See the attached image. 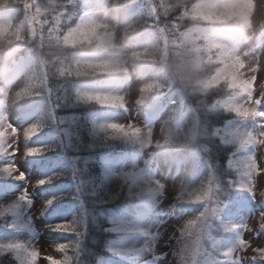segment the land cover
Instances as JSON below:
<instances>
[{
    "label": "rangeland",
    "instance_id": "374dc122",
    "mask_svg": "<svg viewBox=\"0 0 264 264\" xmlns=\"http://www.w3.org/2000/svg\"><path fill=\"white\" fill-rule=\"evenodd\" d=\"M113 1L87 0V9L90 13L89 17H85L86 21L83 27L79 28L82 31L81 34H74L73 31L69 33L66 39L65 36L59 34L58 30H50L47 35L52 39L46 40L45 36L41 37L39 35L37 36L39 39L28 38L27 41L32 44L35 50L38 49V44L41 45L38 55H44L45 50L54 51V48L57 47L71 49L88 45L87 47L92 49V45L97 42L109 49L108 53L102 55L101 59L103 61L98 64L80 62L76 59H54L50 64L55 70L50 74L59 82L57 92L67 97H69L71 92L78 96L73 89L77 82L82 85L83 81L91 82L94 79L90 77L91 71L102 70L108 66L111 68V73L118 78V84L106 90L109 97L113 99L112 103L117 107V111L110 116L111 120L109 121L114 128L102 132L96 127H92L97 129L96 131H99V133L109 134L114 130L120 132L123 136L132 135L131 133H133L134 139L140 142L141 155L134 161L128 160L124 165L118 162L114 166H110L106 171L101 170L100 173L109 179L111 185L106 184L105 187L110 193H116L114 188L122 185L125 178L132 177L134 178L132 186L136 185L135 181L142 182L144 185L142 189L149 187L156 195L151 213L142 220L135 219L131 222L130 231L136 232L137 236L124 239L120 244L122 249L136 253L132 258L136 259L137 262H145L144 264H186L184 254L193 256L196 253V250L192 251L193 244L191 241L194 233L199 229V225H196L197 213L193 210H188L183 216H172V210L175 213L180 212L181 207L185 206L192 196L191 191L196 190L200 179H190L196 169L193 167L195 164L189 159L185 165H182L181 171L171 178V172H168L167 168L170 160L163 159L160 155L161 146L165 147L168 142L178 140V137H180V128L176 125V111L170 106L153 123L146 122L143 119L145 116V105L153 103L155 94L160 87L162 88L160 85H154L151 75L138 79L134 77L139 68H142L138 65L147 62L143 58L148 56V52H150L153 55L151 60L153 62L154 59L156 60L158 56H161L163 65L167 64L171 69L175 70V68L183 64V66L188 67L189 71L194 70L197 74L200 73L192 79L182 77L184 84L191 90L206 91L210 85L216 84L219 79L226 75L231 78L232 85H236L238 81L246 84L244 95L230 105L236 110V114L243 116V120L235 122L227 127L225 131L220 130L221 123L218 127L216 120L211 123L214 124L210 127L211 130L204 131L208 137L219 136L228 147L232 146L231 143H233L237 148L236 153L240 152L243 154L240 158L236 157V160L243 165L244 172L247 169L248 173H250V178L246 181V184L251 194V209L240 212L227 223L222 224L220 215L229 207L236 196V194L228 195L227 193H231L236 189L244 194L245 189L240 170H231L230 164L226 176L224 172L220 175L223 180H220L221 182L217 180L219 188L214 191L218 197L213 200V205L209 206L218 224L215 229L216 235L211 234L207 236V239L210 242V246L216 248L225 232L229 233L232 231L234 240L229 246L231 248V258L226 262L212 261L208 263L264 264V215H261V212L264 211V0H235L234 2L231 0H172V2L159 0L165 16L170 18L172 14L170 19L179 21L175 24L172 23V25L165 23L156 24V29L158 32L162 31L163 38L162 42L156 41L158 44H155L152 49L151 45L146 42L135 45L130 41L137 32L129 33L128 29H125L128 24H126L124 17L116 16V10L113 8H122L128 2L118 4V2ZM51 2V7L40 10L38 14L54 13L56 8H60L61 14L66 16L69 11L68 8H71L73 4L72 0H66L63 8L62 6H55L58 3L57 0H51ZM243 3L246 4L248 11L251 8V12L248 14L249 17L245 25L242 26L240 34L234 35L228 40L213 42V46L221 50L219 58H222L225 64L229 62L228 67L219 74V71H222L221 68L216 69V72L212 71L211 66L215 67L212 62H207L206 58L202 59L204 30L220 24L225 8L238 7V5ZM34 5L37 9L41 8L37 2ZM74 10L78 12L76 4L74 5ZM142 14H144V11ZM210 14L214 15V17L212 18ZM138 16H135V19ZM239 16L244 17L245 14L242 13ZM72 18L73 14H70L68 19L72 20ZM196 19L199 22L197 27L191 24L185 28L181 27L183 20L197 21ZM3 20L0 19V37L5 36L4 41L9 42L13 40L10 33L12 28L6 25L7 21L5 19ZM179 22L180 24H178ZM258 34L262 35L261 45L258 49H254L253 43ZM87 35L94 36L97 40L88 41ZM82 36L86 38L80 41ZM65 39L69 41L68 44H65ZM186 46L190 48L188 53L184 51L185 53L182 54L178 49L176 50V48L183 47L185 50L187 49ZM230 53L231 56L229 57ZM203 64L205 65L203 66ZM125 69H128V73H131L129 74L130 79H124L127 77V74L123 73ZM215 75L220 77L214 79ZM206 78H211V80ZM68 79L71 85L66 83ZM175 81L179 80L175 79ZM26 85L27 78L25 74H22L15 83H6L4 77L0 76L1 106L9 121L21 129L18 137L21 141V153L24 147H43L44 143H46V141L41 140L39 135L47 131V128H43L39 135H35L38 125L36 123L42 121L52 122V120L56 122L54 115L46 112L47 116L45 117V112L42 113V111L36 119L33 117L24 121L19 116L22 111L31 108L36 103V100L27 104L18 102L20 98H17V96L19 92L25 89ZM179 94L183 97V92ZM72 99L74 103L80 101L78 97ZM58 107H64L67 110L65 113L60 114L57 119L58 124H68V127L64 129L66 133H64L63 139L68 144V148L64 149V153H70L73 160L72 163L76 164V155L84 150L80 147L76 148V145L71 143V139L78 135V131H75L79 126L77 123H80L78 115L72 114L73 111L71 113L68 111L69 108L74 110V104L72 106L56 105V109ZM201 107L211 112H217L215 108L208 105ZM216 115L210 116L208 121H212L211 118L213 116L217 119ZM22 121L24 122L21 123ZM90 122L92 123L91 118ZM71 123L76 125H70ZM190 124L187 130H191V138L186 137L185 140H191L197 134V126H199L197 122L194 123L190 120ZM73 126L77 127L74 128ZM49 128L55 129L56 126L53 124ZM25 132H29L35 137L30 141H24ZM5 133L9 136L12 134L4 118L0 117V134ZM188 135H190V131ZM148 136L150 140H148ZM110 141L112 139L109 138L95 139L90 145L101 144L100 146L106 147L108 144H112ZM252 143H254L253 146L251 145ZM94 147L101 148L99 146ZM0 156V163L12 162V159L7 155L6 147H0ZM157 156L161 160H158ZM166 158H169V156ZM14 159L25 179L17 181L3 176L16 187V190L12 193L4 192L0 194V208L8 209L9 206H12L7 212H15L18 232L0 234V245H23V250L16 249L15 255L22 260L30 258L32 264H99V259H94V256H89L86 252L83 253L77 245V235L78 233L80 234L81 230L76 222L71 223L70 217L49 220L51 218H48V212L51 205L46 206V202L52 200L53 197L51 191H44L43 188L50 186L47 184L37 186V181L45 179V172L39 170L36 164L31 166L32 157L24 159L21 155ZM148 159L155 160L156 163L149 168H145V163ZM84 162L86 163V160ZM76 169L80 173H85L84 170L78 167ZM112 170L114 171L112 172ZM56 171H59V169L57 168ZM96 176L101 177V175ZM141 179L144 181H141ZM131 182L129 181V184ZM80 185L85 188V184L80 183ZM82 188H80V191ZM25 189L27 190V202L18 199L20 195L24 194ZM131 193L125 187V190L121 192L124 195L123 202L127 201L129 204H135L141 200L142 193L130 198ZM114 196L111 195L110 197L113 198ZM120 199L118 198L115 201ZM253 200L255 204L252 203ZM115 201L112 202L117 203ZM98 202L105 201L98 198ZM89 204L90 206L92 205V203ZM162 211L169 213L167 222L163 220L166 217L159 218V214ZM7 212L0 216V227L4 226L5 221L2 222V219L7 216ZM241 221L244 224V229L239 232L238 226ZM25 227L27 232H25ZM123 231L128 232V230ZM88 244L90 245V243ZM114 248L119 249V245H115ZM115 249H113L114 252ZM228 249L224 250L223 253H226ZM107 250V248L104 249V251ZM4 251L6 254H10L12 264L14 262L19 264L12 253H7V249H4ZM37 252L41 257L49 259L37 261ZM102 254L100 252L95 256L99 257ZM74 258L78 261L75 262Z\"/></svg>",
    "mask_w": 264,
    "mask_h": 264
},
{
    "label": "trees",
    "instance_id": "16d2710c",
    "mask_svg": "<svg viewBox=\"0 0 264 264\" xmlns=\"http://www.w3.org/2000/svg\"><path fill=\"white\" fill-rule=\"evenodd\" d=\"M34 1V0H32ZM30 0V2H32ZM58 4H60L63 8L65 5L66 0H57ZM73 1V0H72ZM164 1H170L172 0H164ZM24 0H0V9L8 8L11 11L10 15V22L13 21L14 23H18L19 20L23 23V33L26 37V35L31 34L32 32L35 33V39H39L37 36L46 37V40L52 39L47 34L50 33V30L59 32L60 35L65 36L67 39V36L69 35V29L72 26V21H69L70 19H66L70 15L71 9L68 8V13L66 16H63L61 14L60 8H56L54 11V14L39 17L38 21H34L32 19V16L28 14L24 8L23 4ZM115 2H118V4H121L123 2H128L130 7H140L144 11V17H141L136 24L134 25V32L143 31V32H150L152 34V38H157V42H162L159 37H157V33L153 32V23L155 21L154 18H150L151 11L155 8H159L161 4H159V0H115ZM51 0L49 2L47 0H44V8H49L51 6ZM55 5V6H57ZM161 9V8H160ZM35 10L37 13L39 12V9L36 8ZM248 10L246 9V6L242 4V6L238 7H227L225 8V13L222 14L221 22L219 26H229L232 27L233 24L239 21L240 16L242 13H246ZM172 15V14H171ZM170 15V18H171ZM210 16L213 18L214 15L210 14ZM179 20H172L170 19V23H177ZM68 22V23H67ZM192 22L197 23V21H188L183 20V25L181 27H186L187 25L191 24ZM180 24V22L178 23ZM20 23L16 26H18ZM17 28L12 29L10 31L11 38L13 40L7 42L5 40V36L0 37V57L2 60L6 58V56H9L10 54L14 53L16 51L17 47L24 46L23 52L25 53L27 50V47L25 46L26 43L23 42L24 36L23 33L16 36L18 33ZM80 38V37H79ZM78 38V39H79ZM65 44H68L69 41H66ZM27 40V39H26ZM77 40V39H76ZM85 40L81 37L80 41ZM79 41V40H78ZM156 41L152 43V47L156 44H158ZM41 45L38 44V50H40ZM187 49L184 50L183 48H176L179 52L184 54L185 52H189L190 49L188 46H186ZM150 49V51H151ZM185 51V52H184ZM67 49L62 48H54V51L45 50L44 51V58L46 59V73L43 72L42 76L41 74L37 77H33V80H30L27 85V90L23 95H18L17 98L18 102L21 104H27L31 103L37 99H39L42 94H44L45 98L42 103V108L46 109L51 112V108L47 107L48 101H54L56 100L57 103L68 105L72 103L71 99H66V95H62L61 93L57 92L59 87V82L55 77H53L52 71L53 66L50 64L51 61L54 59H65L67 55ZM160 53V51H159ZM47 54V55H46ZM202 59L206 58L207 62H212L211 69H215L219 63L222 65H225L223 60L219 58L220 55V49L214 48L211 45H202V52H201ZM17 56V55H16ZM153 58V55L148 52V56L144 57L143 60L147 61V66L160 68L158 69L159 72V85L160 87L159 92L160 94L167 99L168 96H172L173 100L175 101V108L177 111H186V114H188V118H190L193 122H197V134L196 137L191 140H185V138H191V130H187L186 126L183 127L181 132L179 133L178 140L171 141L170 145L165 147V151L167 154H183L184 152H189L191 150L199 152L200 156L204 158L202 162H205L208 165V168L203 169L202 171V179L199 182V185L195 191H193L191 194L192 196L189 198L187 202H190L189 204H195V203H201V205H204L205 202L212 203L215 198L218 197L217 193H215L214 190L218 189L217 182H221V174L222 172L226 173L228 171V168L231 164V170L237 171L239 169L236 159L233 158L234 151H236V148L232 145L228 147L226 144L222 142V140L218 136H212L208 137L205 135L204 131L211 130L210 127L214 124V121L217 120V125L219 127V124L223 122L226 119H233L236 115L235 112L230 109L232 106H224V104L228 103L229 99L226 96H231L236 93L238 90L235 85H232V81L229 79L230 77L226 75V77L221 78L219 81L216 82V84H213L208 87L206 91H196L191 90L187 88V86L184 84L182 77H186L189 79L194 78L196 75L200 73H196L194 70L189 71L188 67L183 66V64L180 65V67L171 69L168 67L167 64L162 63L161 56H158V58L154 62L151 61ZM150 60V61H149ZM217 61V62H215ZM153 62V63H151ZM229 64V62H227ZM59 64V63H58ZM57 64V65H58ZM226 64V66H228ZM205 64H203L204 66ZM207 67V66H206ZM51 73V74H50ZM175 79H178L179 81H175ZM207 79V78H206ZM31 84V85H30ZM180 92H183V97L180 98ZM237 94V93H236ZM234 96V95H233ZM222 97H226L227 99L224 101V104L220 103V99ZM189 98V99H187ZM169 99V98H168ZM172 100V99H171ZM172 100V102H173ZM219 101V105L217 103ZM227 101V102H226ZM181 105L183 106V110L181 109ZM210 106L212 108H215L217 112H211L205 109H202L201 106ZM82 108L78 110H73L72 114H77L78 116L82 114ZM67 110H60L58 112V116L60 114L65 113ZM233 111V112H232ZM69 113L71 111L69 110ZM232 113V114H229ZM217 114V115H216ZM212 115L213 116L212 121H208V118ZM232 115V116H231ZM215 119V120H214ZM37 130L40 128L39 132L43 128L49 129L51 122H38L37 123ZM70 125H76L75 123H71ZM77 125H79L77 123ZM74 127V126H73ZM77 127V126H76ZM74 127V128H76ZM190 127V126H189ZM75 131H78V135L75 136L73 139H71L72 145H76V148H83L79 154L76 155L77 159L80 160H86V163L82 161L83 164L82 168H85L86 171L90 174L94 175V178L87 177V185L89 192L91 194H97L96 197L99 199H104L105 202H98L93 209H89V206L87 209L89 210V213L87 216L84 217L82 210H78L80 212V215H77L76 217L71 219V223L76 222L78 224V228L80 231V249L83 253H87L89 256H94L97 253H103L105 248H108L111 242L110 235H112V230H115V226L110 225L113 222V216L115 209L117 207L125 206V205H117L118 203H121L124 201L123 194H121L122 191L125 190V185L117 186L114 189H116V193H110L107 191V188L104 184L98 181L96 173L98 172V166L95 163L88 162V159H92L93 157L97 156V154H103L107 153V151H101V148H112V150H117L123 147V145L126 143V139L124 137L120 136V132H116L115 130L111 133H101L99 135H95L97 132L92 131L90 129H87V127L83 124L79 125ZM190 131V135H188ZM44 133V132H42ZM109 138L112 139L110 141L112 144H108L106 147L100 146L101 144H97L94 146H99L101 148H95L94 146H91L90 144L95 139H105ZM58 139V138H57ZM55 139L51 143L47 144V149H49L43 157V161L49 160L54 155V158L59 157L60 152L62 153V150L65 148H68V144L64 139ZM62 144H61V143ZM107 143V142H105ZM98 150L96 152V155H94L95 150ZM106 150V149H104ZM63 154H65L63 152ZM70 153H66L65 155H69ZM61 156V155H60ZM32 158H38V157H32ZM232 158V159H231ZM229 165V166H228ZM228 178V177H226ZM0 179H3V176H0ZM89 179V180H88ZM218 180V181H217ZM229 181V180H228ZM114 189H112L114 191ZM75 192V189L72 188L67 191L65 195H62L60 198H57L56 201H54L53 205H71V203L74 201L75 198H72V194ZM237 190L234 189L233 192L227 193L228 195L236 194ZM111 195H115L113 198L110 197ZM133 196H136V194H133ZM95 197V198H96ZM120 199L118 201H115L117 199ZM226 198V196H225ZM87 200V199H86ZM112 201H115L117 203H113ZM231 205V204H230ZM207 206V205H205ZM111 212V217L106 219V213ZM201 212H199L200 214ZM113 217V218H112ZM85 222V224H83ZM197 224L201 226L202 223H200L199 220H197ZM82 232V233H81ZM106 238V242L105 239ZM90 243V245L88 244ZM75 262H77V259H73ZM15 263V262H14ZM19 263V262H18ZM0 264H12L11 256L10 254L2 253L0 252Z\"/></svg>",
    "mask_w": 264,
    "mask_h": 264
},
{
    "label": "snow or ice",
    "instance_id": "6c2138e0",
    "mask_svg": "<svg viewBox=\"0 0 264 264\" xmlns=\"http://www.w3.org/2000/svg\"><path fill=\"white\" fill-rule=\"evenodd\" d=\"M8 128L11 129V136H9L7 133L5 134H0V147H6L7 148V155L12 159L11 163H0V176H6L8 178L20 181L24 180V174L20 172L18 169L16 163H15V157L21 156L24 159H27L29 157H39L44 155L49 149L45 147H24L23 152L21 153V148H20V139L19 133L21 132L20 128H17L14 124L9 122ZM35 135H39V131L37 130L35 132ZM35 136L32 135L29 132H25L24 136V141H30L34 138ZM53 178H47V179H42L37 181V186H42L44 184H49L52 182ZM20 201L27 202V190L25 189L24 194L20 195L18 197ZM54 201L49 200L46 202V206H50ZM253 204H255V201H252ZM12 206H9L8 209L5 208H0V216H3L7 211L11 209ZM261 215H264V211L261 212ZM23 245L17 244V245H0V252L6 253L4 249H7V253H12L14 258L19 262V264H32V261L30 258L28 259H21L19 256L15 255V250L16 249H21L23 250ZM40 259H49L45 257H41L39 253H36V260Z\"/></svg>",
    "mask_w": 264,
    "mask_h": 264
},
{
    "label": "bare ground",
    "instance_id": "6f19581e",
    "mask_svg": "<svg viewBox=\"0 0 264 264\" xmlns=\"http://www.w3.org/2000/svg\"><path fill=\"white\" fill-rule=\"evenodd\" d=\"M232 2H234L235 0H231ZM28 6H29V4H28ZM26 10H28V7L26 8ZM131 16H126V17H124V19H128V18H130ZM217 34V33H216ZM40 64H42L43 65V62H39ZM150 74H152L151 72H149ZM153 78H155L156 76L155 75H151ZM172 97V96H171ZM170 96H168L167 97V99L168 98H171ZM167 99L165 100V103L167 102ZM168 104V103H167ZM168 105H170V103L168 104Z\"/></svg>",
    "mask_w": 264,
    "mask_h": 264
}]
</instances>
